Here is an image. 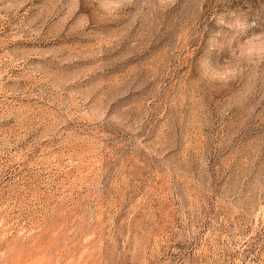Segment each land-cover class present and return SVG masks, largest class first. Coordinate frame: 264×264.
I'll use <instances>...</instances> for the list:
<instances>
[{
	"label": "rangeland",
	"instance_id": "1",
	"mask_svg": "<svg viewBox=\"0 0 264 264\" xmlns=\"http://www.w3.org/2000/svg\"><path fill=\"white\" fill-rule=\"evenodd\" d=\"M0 264H264V0H0Z\"/></svg>",
	"mask_w": 264,
	"mask_h": 264
}]
</instances>
